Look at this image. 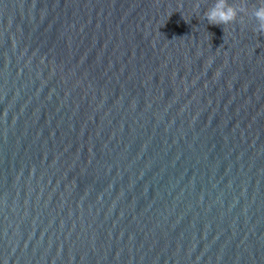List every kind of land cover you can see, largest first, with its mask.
I'll use <instances>...</instances> for the list:
<instances>
[{"label":"water","instance_id":"obj_1","mask_svg":"<svg viewBox=\"0 0 264 264\" xmlns=\"http://www.w3.org/2000/svg\"><path fill=\"white\" fill-rule=\"evenodd\" d=\"M0 0V264H264L259 0Z\"/></svg>","mask_w":264,"mask_h":264},{"label":"clouds","instance_id":"obj_2","mask_svg":"<svg viewBox=\"0 0 264 264\" xmlns=\"http://www.w3.org/2000/svg\"><path fill=\"white\" fill-rule=\"evenodd\" d=\"M260 6L252 13L256 20L253 29L257 33L264 34V0H259ZM237 9L226 3V0H216L205 14L204 19L209 25H228L236 20Z\"/></svg>","mask_w":264,"mask_h":264}]
</instances>
